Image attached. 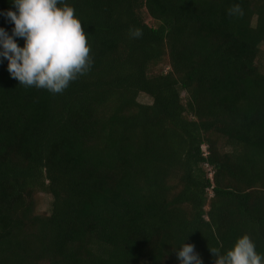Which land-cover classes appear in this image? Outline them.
<instances>
[{"label":"trees","instance_id":"obj_1","mask_svg":"<svg viewBox=\"0 0 264 264\" xmlns=\"http://www.w3.org/2000/svg\"><path fill=\"white\" fill-rule=\"evenodd\" d=\"M66 3L85 75L51 94L0 63V264H179L184 240L213 264L245 234L264 255V0Z\"/></svg>","mask_w":264,"mask_h":264},{"label":"clouds","instance_id":"obj_2","mask_svg":"<svg viewBox=\"0 0 264 264\" xmlns=\"http://www.w3.org/2000/svg\"><path fill=\"white\" fill-rule=\"evenodd\" d=\"M11 4L15 11L0 13L14 25L11 34L0 28V63L7 61V71L19 85L60 94L91 69L88 36L66 0H11ZM241 12L239 5L229 9L230 15ZM140 35L139 30L134 32L135 37ZM18 38L23 39V47ZM172 251L179 264H202L195 246L185 240ZM210 252L213 264H264V255L247 234L225 253L219 248Z\"/></svg>","mask_w":264,"mask_h":264},{"label":"rangeland","instance_id":"obj_3","mask_svg":"<svg viewBox=\"0 0 264 264\" xmlns=\"http://www.w3.org/2000/svg\"><path fill=\"white\" fill-rule=\"evenodd\" d=\"M152 25L154 24L153 22H150ZM262 65H264V59H262ZM159 69H165V68H159ZM159 69H155L154 72L158 71ZM166 70V69H165ZM139 102L143 104H151V99H149L145 95H140L139 96ZM206 172L208 174V177L210 174H213L210 172V170L206 169ZM51 202L52 198L50 195L45 194V193H40L36 196V205H37V213L40 214H49L50 213V208H51Z\"/></svg>","mask_w":264,"mask_h":264},{"label":"built area","instance_id":"obj_4","mask_svg":"<svg viewBox=\"0 0 264 264\" xmlns=\"http://www.w3.org/2000/svg\"><path fill=\"white\" fill-rule=\"evenodd\" d=\"M202 151H203V157H206L208 155V152L206 151V148L203 147L202 148ZM207 168H209L208 165H206ZM210 172H211V169L209 168ZM210 178H212V174L209 175Z\"/></svg>","mask_w":264,"mask_h":264}]
</instances>
